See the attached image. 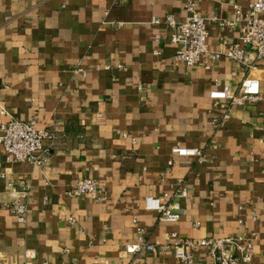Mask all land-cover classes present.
<instances>
[{"label": "crops", "instance_id": "1", "mask_svg": "<svg viewBox=\"0 0 264 264\" xmlns=\"http://www.w3.org/2000/svg\"><path fill=\"white\" fill-rule=\"evenodd\" d=\"M189 1L0 0V135L10 120H35L53 135L43 141L45 166L10 163L0 144V264H185L172 234H254L251 264H264V59L251 55L249 68L222 56L209 70H189L169 28L152 22L185 19ZM251 2L198 0L211 51L241 36L240 23L213 18L234 21ZM245 79L259 82L257 103L224 109L210 98ZM84 178L105 201L67 196ZM17 190L28 202L24 223L11 209ZM148 197L183 216L161 220ZM134 219L156 252L126 251L140 243ZM184 252L191 264L213 261L204 247Z\"/></svg>", "mask_w": 264, "mask_h": 264}, {"label": "built area", "instance_id": "2", "mask_svg": "<svg viewBox=\"0 0 264 264\" xmlns=\"http://www.w3.org/2000/svg\"><path fill=\"white\" fill-rule=\"evenodd\" d=\"M198 0H190L185 10L187 16L177 20L174 15H167L163 20L153 19L155 25L164 24L170 30V41L177 46L176 59L183 62L189 70L199 66L209 70L222 56L233 59L242 65L254 68L251 55L256 60L264 59V0H252L248 5V12L237 11L234 21L213 18L219 21L221 27L236 26L239 23L241 36L235 44L226 45L222 52L209 49L208 45V19L201 16L198 10ZM226 43L224 42L223 45ZM216 86H220L216 81ZM210 98L216 105L224 109L229 107H244L255 104L260 100V86L255 79H245L237 91L228 89H215L210 92ZM0 144L10 163L30 162L36 166L47 165V153L43 151V141L53 139V135L45 130H39L36 121L23 122L10 120L1 126ZM172 152L180 157H202L199 149L175 147ZM180 197L188 199L189 189L183 180L177 183ZM66 194L69 198L91 197L97 202L105 201V191L98 187L91 178H84L71 185ZM23 192L12 193L11 209L20 222H26L28 202ZM146 208L155 210L160 214V219L169 223L178 222L183 216L180 209L173 210L162 204L158 198L148 197L145 201ZM139 244L127 245V252L136 253L141 250L156 252L158 248L144 240L145 230L134 219ZM172 247L176 257L185 264H191L193 257L184 252V247H204L212 257L211 264H251L254 258V234H243L238 237L207 238L202 240H183L176 234L171 235Z\"/></svg>", "mask_w": 264, "mask_h": 264}]
</instances>
